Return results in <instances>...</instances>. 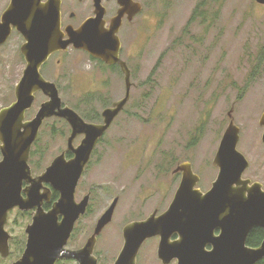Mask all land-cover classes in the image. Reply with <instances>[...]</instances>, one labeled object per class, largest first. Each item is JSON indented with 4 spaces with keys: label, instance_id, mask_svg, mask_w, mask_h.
<instances>
[{
    "label": "rangeland",
    "instance_id": "374dc122",
    "mask_svg": "<svg viewBox=\"0 0 264 264\" xmlns=\"http://www.w3.org/2000/svg\"><path fill=\"white\" fill-rule=\"evenodd\" d=\"M9 3L0 0V16ZM195 10L198 15L191 22ZM132 29L121 51L131 72L130 99L99 143L75 196L79 202L92 192L70 249L86 243L100 216L118 199L112 221L97 237L98 264H114L127 224L170 205L180 164H191L201 191L210 188L218 174L213 158L230 119L240 129L237 150L248 161L243 179L264 184L259 125L264 113V6L254 0H145L144 13ZM21 44L13 32L0 46V109L15 100L25 68ZM58 57L64 63L55 68L51 63ZM46 68L44 75L57 84L62 103L87 123H99L101 112L124 97L121 71L103 68L87 55L54 56ZM45 101L37 94L26 120ZM68 130L64 121L44 122L29 160L33 176L66 149ZM30 223V215L22 211L7 218L10 256L0 257V264L20 258ZM157 248V239L147 240L136 264H161Z\"/></svg>",
    "mask_w": 264,
    "mask_h": 264
},
{
    "label": "water",
    "instance_id": "95a60500",
    "mask_svg": "<svg viewBox=\"0 0 264 264\" xmlns=\"http://www.w3.org/2000/svg\"><path fill=\"white\" fill-rule=\"evenodd\" d=\"M95 1L97 6L99 1ZM254 1L264 6V0ZM120 4L127 6L123 0ZM139 11L138 8L134 12ZM97 21L100 22V18L86 21L79 30L69 33V40L63 41L59 0H49L46 4L41 0H10L0 16V46L7 42L13 29L21 33L24 44L20 53L26 63L14 89V102L0 109L2 258L10 253V235L5 230L8 213L15 208L32 212L31 223L24 231V251L12 264H56L60 260L98 264L93 255L96 239L112 221L118 199H113L100 216L85 245L71 251L66 248L68 240L89 203V195L76 202L75 192L98 140L128 103L132 85L130 70L119 58L121 44L117 32L120 22L112 20L109 30H100ZM71 44L107 65L118 64L123 73L124 97L102 112V124L87 123L73 109L63 105L56 84L45 80L40 73L51 54L66 50ZM37 93L46 101L40 104L31 120H26ZM51 118L62 119L69 125L71 134L65 152L71 151L74 158L66 161L63 153L34 177L28 163L30 151L44 121ZM259 125L263 129L261 141L264 145V113ZM239 131L230 119L212 162L218 174L206 193L194 189L200 178L193 173L190 163L177 167L174 172H180L181 181L168 209L123 228V246L114 264H136L142 245L156 237L159 238L157 258L161 264L174 260L176 264H257L264 259V239L258 247L246 245L253 228H261L264 233V191L260 184L249 186L250 180L242 178L248 161L237 150ZM78 136L83 139L74 148L73 141ZM51 190L56 191L59 198L45 211L42 206L50 201ZM215 230H219L217 236H214ZM173 236H177V240L171 242Z\"/></svg>",
    "mask_w": 264,
    "mask_h": 264
},
{
    "label": "flooded vegetation",
    "instance_id": "af4514ba",
    "mask_svg": "<svg viewBox=\"0 0 264 264\" xmlns=\"http://www.w3.org/2000/svg\"><path fill=\"white\" fill-rule=\"evenodd\" d=\"M48 1L49 0H41V3L42 4H46V3H48ZM99 1V3H98V5L96 6V2L97 1H95V0H59V23H60V31H61V34L63 35V37H62V40L63 41H67V40H69L70 39V36H69V33H72V32H74V31H77V30H79L84 24H85V22L86 21H88V20H91V19H97V18H100V22L99 21H97V26H98V28H100V30H109V28H110V23H111V21L113 20V21H115L116 23H117V21L118 22H120V26H119V29H118V32H117V36H118V39H119V41H120V44H121V48H120V52H119V58L121 59V51H122V41H124L128 36H130V34H131V32H132V27H133V24H134V22L136 21V19L139 17V16H141L143 13H144V10H145V0H130V2L131 3H128V0H123V1H125L126 3H127V6L126 7H122V5L120 4V0H98ZM140 9V11L138 12V13H136V12H134L136 9ZM99 20V19H98ZM13 32H15V33H17L21 38H22V44H21V46L24 44V38H23V36H22V34L21 33H19V32H16V31H14V29H13V31H12V33ZM145 36H146V34H144V40H145ZM21 46H20V48H21ZM66 53H73V54H83V55H87L88 57H89V59H91V60H95L96 62H99L100 63V66H102L103 68H110V69H117V70H119V71H121V69H120V67H119V65L118 64H115V65H107V64H105V63H103L102 61H100V60H96V59H94V58H92L86 51H84V50H82V49H76V48H74V46L71 44V45H69L68 47H67V49L66 50H64V51H58V52H55V53H53V54H51L50 56H49V58H48V60L41 66V68H40V73H41V75H42V77L45 79V80H47V81H49L46 77H45V75H44V72H45V70L47 69L46 67L49 65V62H50V60L52 59V57H54V56H58V55H61V54H66ZM21 58L24 60V58H23V56L21 55ZM122 60V59H121ZM64 62H62V59L61 58H57V59H55L52 63H51V65H54V67L55 68H59L60 66H62V64H63ZM24 65L26 66V63H25V60H24ZM24 66V67H25ZM23 72V71H22ZM122 73V72H121ZM123 74V73H122ZM22 76V75H21ZM130 77H131V72H130ZM56 84V83H55ZM56 86H57V84H56ZM37 94H41V93H37ZM37 94H35V98H36V95ZM113 104V103H112ZM112 104L109 106V107H107V108H110L111 106H112ZM64 105V104H63ZM107 108H105V109H107ZM104 109V110H105ZM103 110V111H104ZM102 111V112H103ZM102 112H101V114H100V122L99 123H94L93 122V124H102L103 123V118H102ZM123 112V111H122ZM121 112V113H122ZM120 113V114H121ZM119 114V115H120ZM118 115V116H119ZM117 116V117H118ZM116 117V118H117ZM115 118V119H116ZM54 119H58V120H62V119H59V118H54ZM46 121V120H45ZM44 121V122H45ZM62 121H64V120H62ZM115 121V120H114ZM114 121L112 122V124L111 125H113V123H114ZM65 122V121H64ZM66 123V122H65ZM44 124V123H43ZM67 124V123H66ZM68 125V124H67ZM68 127H69V125H68ZM111 127V126H110ZM110 127L108 128V130L110 129ZM108 130L104 133V135L108 132ZM263 133V132H262ZM70 134H71V129H70V127H69V130H68V137L70 136ZM104 135H103V137H104ZM68 137H67V139H68ZM103 137L101 138V139H99L98 140V142H97V144H96V146H95V148H94V150H93V152H92V154H91V157H90V160H89V162H88V164L86 165V167H85V170H84V172H83V174H82V176H81V178H80V180H79V183H80V181H81V179H82V177L84 176V174H85V172L87 171V169H88V167H89V165L92 163L91 161H92V159L94 158V155H95V153H96V149H97V147H98V145H99V143L103 140ZM77 139H79V142H77L76 144H75V141L77 140ZM82 139H83V136H78L74 141H73V147L74 148H76V147H78L79 146V144L81 143V141H82ZM37 140H38V138H37ZM37 140L34 142V144L32 145V148H33V146L37 143ZM263 145V144H262ZM264 146V145H263ZM66 149H67V141H66ZM66 149H64V150H62L61 152H60V154L59 155H57L56 157H58V156H60L61 154H63L64 153V157H65V160L66 161H69V160H71V159H73L74 158V155H73V153L71 152V151H68V152H65V150ZM32 151V150H31ZM30 154H31V152H30ZM55 157V158H56ZM54 158V159H55ZM191 168H192V166H191ZM247 170V169H246ZM245 170V171H246ZM193 171V170H192ZM194 173V172H193ZM245 173V172H244ZM176 175H179L180 176V180L178 181V184H177V187H176V189H175V191H174V194H175V192H176V190H177V188H178V186H179V184H180V181H181V174H180V172H177V173H175ZM195 174V173H194ZM244 175V174H243ZM38 176V175H37ZM34 177H36V176H34ZM242 178H243V176H242ZM215 180L216 179H214V181H212L211 183H210V188H211V185H212V183L213 182H215ZM79 183H78V185H79ZM254 183H257V184H260V186H261V190L262 191H264V184L261 182V181H259V180H257V181H253L252 179L250 180V184H249V186H251L252 184H254ZM78 185H77V187H78ZM44 186H47V185H44ZM210 188H205V190L204 191H201L198 187H197V185L195 186V188L194 189H198L200 192H202V193H206ZM76 190H77V188H76ZM54 193H57L56 191H53V190H51V197H50V201L48 202V203H46V202H44L43 203V209L45 210V211H48L49 209H50V207H51V205L55 202V201H57L58 200V198H59V194L57 193V198L56 199H53L54 198ZM91 194H92V192H87L84 196H83V198L85 197V196H87V195H89V202H90V199H91ZM75 196H76V192H75ZM174 196V195H173ZM82 198V199H83ZM116 198V197H115ZM114 198V199H115ZM81 199V200H82ZM75 200H76V198H75ZM80 200V201H81ZM79 201V202H80ZM77 202V201H76ZM89 204L90 203H88V206H87V210H86V212H85V214L83 215V216H81L80 218H79V220L75 223V225H74V229H73V232L71 233V236H70V238H69V240H68V243H67V246H66V248L68 249V250H71V251H76V250H79V249H81L84 245H85V243H84V245L82 246V247H78V248H75V249H70L69 248V243H70V241L72 240V238L74 237V235L76 234V231H77V229H78V227H79V224H80V221L82 220V218L87 214V212H88V210H89ZM49 206V208H47ZM168 207H169V205H168ZM168 207L165 209V210H163L162 211V213H164L167 209H168ZM16 212V211H19L17 208H15V209H13L12 211H10L9 213H8V216H9V214H12V212ZM154 212H156V214L157 215H160V214H162V213H158V211L157 210H154L151 214H153ZM29 213V215H30V217H32V212L30 211V212H28ZM150 214V215H151ZM149 215V216H150ZM7 216V217H8ZM145 220V219H144ZM97 223V222H96ZM7 225V224H6ZM96 225V224H95ZM5 228H6V226H5ZM95 228V227H94ZM254 229H256L257 231L256 232H258V231H260V233L262 232V239H261V241L260 242H262V240L264 239V233H263V230L261 229V228H253L251 231H250V233H249V235L248 236H250L251 235V238L252 239H254L255 241H258V238H255V236L253 235V233H252V231L254 230ZM259 229V230H258ZM254 232V231H253ZM93 233V232H92ZM219 234V230H215L214 231V236H217ZM92 235V234H91ZM100 235V234H99ZM98 237V236H97ZM89 239V238H88ZM155 239H157L158 240V244H159V238L158 237H156V238H152V239H150V240H155ZM10 240H11V238H10ZM175 240H177V236H173V237H171V239H170V241L171 242H174ZM10 242V241H9ZM87 242V241H86ZM96 244H97V239H96ZM9 247H10V245H9ZM95 247H96V245H95ZM206 249H210V247H207ZM94 251H95V248H94ZM94 255V257H95V254H93ZM96 258V257H95ZM18 260V259H17ZM69 261H71V262H73L74 264H77V262L76 261H74V260H60V261H58L56 264H59V263H61V262H69ZM98 262V261H97ZM171 263H175L176 264V261L174 260V261H172Z\"/></svg>",
    "mask_w": 264,
    "mask_h": 264
},
{
    "label": "trees",
    "instance_id": "16d2710c",
    "mask_svg": "<svg viewBox=\"0 0 264 264\" xmlns=\"http://www.w3.org/2000/svg\"><path fill=\"white\" fill-rule=\"evenodd\" d=\"M196 12H197V10H195L194 11V13H193V15H192V17H191V19H190V21L192 22V20L194 21V20H196V16L198 15H196ZM261 53H262V51H261ZM58 120V119H57ZM59 121H62V120H59ZM34 153V152H33ZM32 154V153H31ZM31 154H30V157H31ZM30 160V159H29ZM57 193H54V198L53 199H56L57 198ZM47 208H49V206L47 207ZM23 213H27L28 215H29V213L28 212H23ZM11 214H9V216H10ZM8 216V217H9ZM259 230V229H258ZM254 231V232H253ZM252 231V233H253V235L255 236V238H258V241H255L254 239H252L251 238V235L250 236H248V238H247V242H246V245L248 246V247H251V248H255V247H258L259 245H260V241H261V239H262V232L260 233V231H258V232H256L257 230L256 229H254ZM257 264H264V259L263 260H261L260 262H258Z\"/></svg>",
    "mask_w": 264,
    "mask_h": 264
}]
</instances>
